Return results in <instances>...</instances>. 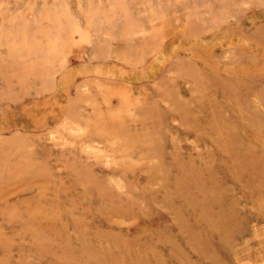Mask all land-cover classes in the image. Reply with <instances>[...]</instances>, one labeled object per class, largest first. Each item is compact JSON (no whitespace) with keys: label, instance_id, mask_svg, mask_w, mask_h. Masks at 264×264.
<instances>
[{"label":"rangeland","instance_id":"rangeland-1","mask_svg":"<svg viewBox=\"0 0 264 264\" xmlns=\"http://www.w3.org/2000/svg\"><path fill=\"white\" fill-rule=\"evenodd\" d=\"M0 264H264V0H0Z\"/></svg>","mask_w":264,"mask_h":264}]
</instances>
